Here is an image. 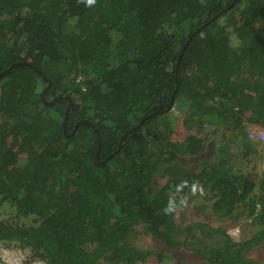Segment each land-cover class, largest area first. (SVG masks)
<instances>
[{"label": "trees", "instance_id": "trees-1", "mask_svg": "<svg viewBox=\"0 0 264 264\" xmlns=\"http://www.w3.org/2000/svg\"><path fill=\"white\" fill-rule=\"evenodd\" d=\"M6 69L0 201L34 223L0 218V242L17 241L47 264H138L155 251L163 257L162 249L134 242L150 233L169 248L198 250L209 264H262L248 252L264 240V226L243 240L223 229L222 243L211 247L179 240L186 227L161 210L175 185L196 181L210 191L215 213L230 216L244 205L264 224L257 181L235 168L230 147L241 133L245 154L259 151L264 160V146L258 149L244 125L264 124V0H96L92 7L83 0H0V72ZM39 69L52 81L47 99H73L66 131L69 98L45 104L48 80ZM176 104L186 110L182 140L174 138L178 120L170 116ZM209 125L220 127L223 142L200 158L199 171L185 170L182 157L202 152ZM98 134L102 165L95 163ZM196 226L205 233L203 222Z\"/></svg>", "mask_w": 264, "mask_h": 264}, {"label": "rangeland", "instance_id": "rangeland-1", "mask_svg": "<svg viewBox=\"0 0 264 264\" xmlns=\"http://www.w3.org/2000/svg\"><path fill=\"white\" fill-rule=\"evenodd\" d=\"M26 95V93H25ZM186 110H183L179 104H176L170 111L172 118H177L176 130L174 138L176 140L184 139L188 132V129L183 125V116ZM246 127V133L250 129L264 128V124L255 119H246L244 123ZM229 136L233 133H229ZM205 147L200 154L185 155L182 157V164L187 171H199V160L204 156H210L215 148L222 143V134L220 127L216 125H209L207 130L202 133ZM233 141L230 142V147L233 151V165L235 168L243 169L251 174V176L257 181L255 191L264 198V185L261 183V177L264 171V160L261 152L250 150L248 154H245L243 147V134H234ZM146 137L149 135L145 132H141L138 135L141 143H147ZM145 138V139H144ZM258 144V149L264 146L263 143L257 140H252ZM142 148V147H141ZM143 151V150H142ZM141 149H137V153L142 152ZM160 183L165 182L167 177L159 175L157 177ZM200 185V184H199ZM203 188V194L197 192L193 195L191 192L186 194L187 206L179 211V214H175V220L179 223V227H186L182 233L177 235L179 240L193 239L197 241V244L206 246H218L222 243L224 235L223 229L229 232L235 239L243 240L248 239L253 232L260 229L263 225L254 223L251 217L246 213V207L244 205L239 206L235 212L230 216H221L214 212L212 208L211 193L208 189ZM262 204L258 205V209H262ZM16 206L10 201H0V218L12 219L21 223L32 224L34 219L32 216L16 215ZM198 222L205 224V233H202L196 226ZM212 227L221 228V230L212 232ZM137 236V235H136ZM134 238L136 245L142 249L147 250H161L163 257H159L158 253L153 252L145 261H139L138 264H209L205 257L196 249L189 248L184 245H176L172 248L166 246L165 241L155 237L150 233H139ZM248 255L256 258L262 264H264V240L253 244ZM0 264H47L44 260L32 258L30 256L29 248L21 246L17 241H1L0 242Z\"/></svg>", "mask_w": 264, "mask_h": 264}, {"label": "water", "instance_id": "water-1", "mask_svg": "<svg viewBox=\"0 0 264 264\" xmlns=\"http://www.w3.org/2000/svg\"><path fill=\"white\" fill-rule=\"evenodd\" d=\"M228 8H229V7H227V9H228ZM225 10H226V9H225ZM218 15H219V13H217L216 16H218ZM205 24H207V22H205V23H203L201 26H199V27L195 30V32L199 31V30H200ZM186 44H187V41H186V43H184V45H183L182 48H181L180 55H179L180 57H181V55L183 54V52H184V50H185V48H186ZM6 71H7V69L1 71V72H0V76H2ZM39 71H40L41 73H43V77H44L46 80H48V76H47L42 70L39 69ZM177 81H178V79H177ZM178 83H179V82H178ZM51 84H52V81H51V80H48L47 85L41 90V98H42V100H43V102H44L45 104H54L59 98H61V97H63V96H66L67 98H69V104H68V106H67V108H66L65 115H64V131H66L67 120H68L69 115H70V113H71V111H72V109H73L74 102H73V99L70 97V95H67V94H66V95L58 94V95H56L55 97H53V98H51V99H47V98H46V92H47L48 88L51 86ZM176 90H177V88L175 89V91H176ZM173 102H174V94H173V96H172V98H171L170 105H172ZM148 116H150V115H147V116L143 117V118L141 119V121L138 123V125L142 124ZM82 120H83V121H88L87 119H82ZM79 122H80V121L76 122L73 131H75V129L77 128ZM135 128H136V126L131 127L128 131H126V132L122 135V138H121V141H120V145H119V149L124 145L125 140H126V135H127V133H128L129 131L134 130ZM73 131H72V132H73ZM72 132H70V133H72ZM65 133H66V132H65ZM70 133H69V134H70ZM100 149H101V136L98 134V147H97V150H96V153H95V163H97L98 165H102V164H104V161H105V160H100V159H99ZM119 149H118V150H119Z\"/></svg>", "mask_w": 264, "mask_h": 264}, {"label": "clouds", "instance_id": "clouds-1", "mask_svg": "<svg viewBox=\"0 0 264 264\" xmlns=\"http://www.w3.org/2000/svg\"><path fill=\"white\" fill-rule=\"evenodd\" d=\"M83 2L88 7H92L96 4V0H83ZM264 145V144H263ZM190 188L193 195L199 192L203 194V188L198 184V182L193 181L189 186L188 181H181L179 184L174 186L175 196L170 195L167 204L161 210L165 215L179 214V211L187 206V198L184 195V189Z\"/></svg>", "mask_w": 264, "mask_h": 264}, {"label": "built area", "instance_id": "built-area-1", "mask_svg": "<svg viewBox=\"0 0 264 264\" xmlns=\"http://www.w3.org/2000/svg\"><path fill=\"white\" fill-rule=\"evenodd\" d=\"M248 135L251 140H257L264 144V128L258 130L250 129Z\"/></svg>", "mask_w": 264, "mask_h": 264}]
</instances>
